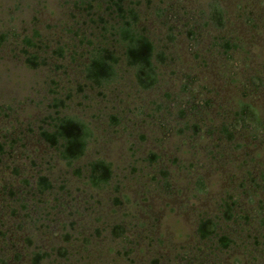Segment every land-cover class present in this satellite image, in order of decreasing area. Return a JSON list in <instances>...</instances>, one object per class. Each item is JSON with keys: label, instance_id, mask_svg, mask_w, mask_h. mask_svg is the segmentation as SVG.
Masks as SVG:
<instances>
[{"label": "rangeland", "instance_id": "1", "mask_svg": "<svg viewBox=\"0 0 264 264\" xmlns=\"http://www.w3.org/2000/svg\"><path fill=\"white\" fill-rule=\"evenodd\" d=\"M151 1L147 5L141 0L145 18L157 7L169 11L165 19L152 15L145 23L169 47L175 62L161 69V84L150 93L137 92L124 80L103 95L86 89L88 98L84 99L75 91L77 84H82L77 63L70 59L59 61L50 54L49 66L34 72L25 66L18 51L16 57L10 47L0 48V139L22 140L11 150L16 164L7 155L1 158L0 187L12 183L21 190L19 181L31 180L30 176L39 172L55 184L53 192L40 198L42 204L25 196L28 213L38 223L33 226V221L27 220L30 226L15 235L31 238L34 247L29 248L30 252L36 246L49 251L63 244L62 224L72 235L71 224L85 234L100 229V237H92L87 247L70 241L67 250L71 264H151L154 258L160 264H264V226L260 225L264 219V191L254 189L247 177L250 172L257 179L259 170L264 169V135L262 142L246 141L245 148L236 150L221 142L220 136L207 133L221 122L220 107L243 99L245 90L239 82L260 72L264 65V0H225L230 22L223 32L201 27L197 10L204 7L203 0ZM68 10L63 0H0V23L8 31L15 28L21 36L37 27L50 47L47 51H51L61 36L59 25ZM245 16L255 19L253 26ZM162 21L178 29L173 44L166 43L168 32ZM185 24L195 26L196 41L187 35ZM218 36L239 37L245 51L233 54L234 61L230 62L221 50L212 48L213 38ZM187 75L190 82L197 79L192 88L205 94L197 98L210 101L212 106L202 109L206 127L200 120L187 117L189 122L200 125L198 136L176 133L183 120L177 116L175 103L165 97L167 93L172 99L186 100L188 95L180 89ZM51 79L61 88L72 90L69 111L92 128L88 152L78 165L98 157L112 165L115 176L107 190L90 189L83 178L57 160L52 150L38 143L36 128L51 98ZM257 98L252 103L263 108L264 92ZM39 102L42 108L37 106ZM152 103L168 107L172 116L164 111L150 118L155 108ZM184 103L177 104L183 107ZM110 116H117L121 126L111 127ZM149 153L158 155L157 163L149 162ZM13 167L20 170V177L13 175ZM160 171L167 174L169 187ZM113 198H118L120 205H114ZM232 200L238 203L235 213L240 218L233 222L218 220V232L229 236L234 244L223 251L216 243L200 241L196 232L199 219L217 220L223 201ZM47 214L57 222L45 221ZM5 216L1 218L10 227L17 224L9 213ZM118 223L125 227L130 244L111 234L109 225ZM42 224L50 227L38 228Z\"/></svg>", "mask_w": 264, "mask_h": 264}, {"label": "trees", "instance_id": "2", "mask_svg": "<svg viewBox=\"0 0 264 264\" xmlns=\"http://www.w3.org/2000/svg\"><path fill=\"white\" fill-rule=\"evenodd\" d=\"M144 1L147 5L152 3L151 0ZM203 1L204 7L197 10L199 18L203 22L201 27L204 29L212 28L220 32L225 31L230 22L228 10L223 3L225 0ZM63 2L69 10L66 18L59 25L61 36H59L58 41L54 42L55 47L53 50L47 51L50 47L44 43L37 27L33 28L30 34L21 36L15 28H11L9 31L6 30L3 22L0 23V48L7 49L10 47L9 49L12 50L14 56H16L15 52L18 51V55L24 59L25 66L34 72L49 66L50 54L59 61L65 62V60L70 59L72 63H77V68L82 77V84H77L75 91L77 95H82L84 99L88 98L86 89L97 91L100 95H103L105 91L114 89L124 80H128L132 88L141 93H150L159 88L163 77L161 69L174 63L175 60L169 47L163 44L156 34L149 31L145 22L152 15L159 20L165 19L168 9L157 7L154 14H150L145 18L146 14L142 11L141 0H63ZM245 17L247 23L253 26L255 19L253 20L249 16ZM35 22H37L36 19ZM162 25L167 27L166 43L173 44L176 41L174 33L178 29L171 27L166 21H162ZM183 27L191 41H196L198 34L194 31L195 26L185 24ZM212 48L221 50L222 56H226L230 62L234 61L233 54L245 51L239 37H214ZM62 68L60 67V69ZM190 80V76H184L180 89L182 94L188 95L186 100L179 97L172 99L167 93L165 97L167 101L172 100V103H175L174 109L177 110V116L180 121L183 120L182 126H177L175 129L176 133L183 135L191 132L193 136H198L201 130L200 125L195 121L193 123L189 122L187 117L188 115L192 116L196 122L200 120L201 125L206 127L202 118V109L205 107L211 108L212 106L210 101L197 98L198 96L203 97L205 94L192 88L193 85L191 86V84L197 83V79H193L192 82ZM245 80L243 83L239 82L245 90L243 99H235L232 105L229 102L228 107H220L218 116L221 122L219 125L213 126L212 131H207L208 135L216 134L220 136L219 140L221 142L231 144L236 150L245 148L244 142L246 141L252 143L262 142L261 136L264 135V107L252 103L254 100L259 99L257 97L260 96L261 92H264V65L260 67V72H256L255 75L245 78ZM50 84L53 86V89L48 91L51 98L48 100L45 106L46 111L39 119L36 128L35 136L38 143L43 144L48 150H52L57 160L65 168L72 169L78 178H83L90 189L97 192L107 190L112 185L115 176L109 162L102 157H98L87 161L81 167L78 165L86 157L89 144L93 138V132L89 123L69 111V102L73 100L72 90L61 88L59 82L54 79H51ZM206 92L209 93V91ZM182 102L185 103L183 107H180L179 105ZM152 105L155 108L153 110L154 114L149 115L150 118H153L156 113L159 114L164 111L170 117L172 116L169 108L164 107L163 104L152 103ZM37 106L42 108L43 103L39 102ZM110 120L111 127L121 126L117 116H110ZM162 127L166 128L164 125ZM3 140L0 139V164L3 163L1 158L6 155L12 164H16L11 150H13L15 144L22 140H9L6 137ZM22 147H25V145H22ZM157 160V154L149 153L150 163H157ZM12 173L15 177L21 176L20 170L16 167H13ZM160 174L165 179L167 187H169L167 174L164 171H160ZM247 177L254 189L264 191V169L259 170L257 179L253 178L250 172L247 173ZM30 178L31 180L21 179L19 181L21 190L15 189L12 183L0 187V200L2 201L0 206L4 214L0 213V245L4 242L3 245L8 246L6 248L7 253L2 257L3 259L0 258V264H9L12 259L14 263H18L21 262L22 257L30 258V264H44L46 261L53 264H60V261L71 264L69 263V251L67 250L70 241L81 242L87 247L91 244V240L86 238V235L100 237V229L93 232L88 230L85 234L71 224V232L74 233L72 235L66 224H62L61 230L64 234L61 235V238L63 244L50 248L49 251L36 246L35 250L30 252L29 248H33L34 245L31 238L23 234V244L21 243L23 249L21 250L26 254L20 253L16 247L18 236L15 233H22L30 226L31 222L27 220L33 221L28 213L29 205L26 203V197L30 195L31 200L42 204L43 200H40V198L55 189L54 181L45 174L39 172L36 176H30ZM241 187L244 186L241 185ZM113 189L115 192L118 191L115 186ZM112 200L114 205H120L118 198ZM237 206V201H223L220 206L221 214L216 217L217 220L200 218L196 226L198 239L202 242L216 243L223 251L228 250L234 242L229 236L218 232V226L220 225L218 220L233 222L239 219L240 217L236 216L235 213ZM6 213H9L17 224L13 223L14 225L10 227L5 223L1 217L5 218ZM48 216L49 214L46 215L45 221L50 224L57 222L49 219ZM37 223L38 221L34 220L32 224L36 226ZM260 225L264 226V219L260 221ZM109 226L111 234L115 238L130 244L131 241L127 238V231L121 223ZM49 227V225L42 224L38 228L43 230ZM256 244L259 245L260 243ZM9 245L13 249L11 252ZM262 245H264V242ZM0 251H2L1 248ZM27 251L30 253H27ZM151 264H160V260L154 258Z\"/></svg>", "mask_w": 264, "mask_h": 264}, {"label": "flooded vegetation", "instance_id": "3", "mask_svg": "<svg viewBox=\"0 0 264 264\" xmlns=\"http://www.w3.org/2000/svg\"><path fill=\"white\" fill-rule=\"evenodd\" d=\"M86 238H89L90 240H91V238L92 237H86ZM17 239H18V243H16V247H17V249H19V251H20V253H22V254H26V253H24L21 249H23V242H22V239H23V235H22V237H21V239L19 238V237H17ZM16 240V239H15ZM17 241V240H16ZM92 241V240H91ZM22 243V244H21ZM4 242L0 245V248H1V250L2 251H0V258H2L3 256H5V253H7L6 252V248H8V246L7 247H5L4 245ZM10 246V245H9ZM9 250H10V252H11V250H13L12 248H11V246L9 247ZM27 253H30L29 251H27ZM3 259V258H2ZM31 263V259L30 258H25V257H22V259H21V262H18V263H14V261H13V259L9 262V264H30ZM44 264H53V263H51V262H45Z\"/></svg>", "mask_w": 264, "mask_h": 264}]
</instances>
